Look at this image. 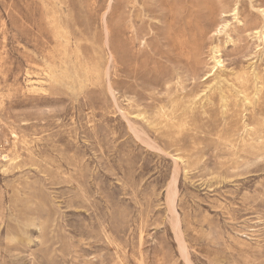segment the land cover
I'll return each mask as SVG.
<instances>
[{
  "label": "rangeland",
  "instance_id": "rangeland-1",
  "mask_svg": "<svg viewBox=\"0 0 264 264\" xmlns=\"http://www.w3.org/2000/svg\"><path fill=\"white\" fill-rule=\"evenodd\" d=\"M0 264H264V0H0Z\"/></svg>",
  "mask_w": 264,
  "mask_h": 264
},
{
  "label": "bare ground",
  "instance_id": "bare-ground-1",
  "mask_svg": "<svg viewBox=\"0 0 264 264\" xmlns=\"http://www.w3.org/2000/svg\"><path fill=\"white\" fill-rule=\"evenodd\" d=\"M136 126V125H135ZM130 127V126H129ZM138 128V127H137ZM138 130V129H137ZM142 133V132H141ZM146 133V132H145ZM133 137H134V135H133ZM136 140V139H135ZM152 140V139H151ZM152 142H153V140H152ZM142 145V144H141ZM158 146V145H157ZM149 150V149H148ZM176 160V159H175ZM177 167V166H176ZM178 168H179V166H178ZM177 171H179V170H177ZM173 173V172H172ZM178 173V172H177ZM179 174V173H178ZM170 180V179H169ZM171 181V180H170ZM177 180H176V177H174L173 178V182H172V185H171V189H170V192H169V194H168V199H169V201H170V205H171V207L172 208H174V204H175V200H176V195H177V190H176V182ZM169 183V182H168ZM168 187V186H167ZM166 197H167V195H166ZM178 199V198H177ZM166 200H167V198H166ZM166 202H168V201H166ZM177 208V207H176ZM175 222V221H174ZM186 251V250H185ZM187 252V251H186ZM185 252V253H186ZM188 254V253H187ZM187 257V256H186Z\"/></svg>",
  "mask_w": 264,
  "mask_h": 264
}]
</instances>
